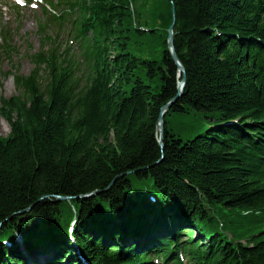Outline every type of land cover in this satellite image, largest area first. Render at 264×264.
I'll list each match as a JSON object with an SVG mask.
<instances>
[{
  "label": "trees",
  "instance_id": "1",
  "mask_svg": "<svg viewBox=\"0 0 264 264\" xmlns=\"http://www.w3.org/2000/svg\"><path fill=\"white\" fill-rule=\"evenodd\" d=\"M78 3L81 32L93 35L92 71L78 80L34 55L31 73L14 79L17 95L0 99L9 126L0 137V264H38L17 243L3 245L15 235L30 255L50 247L67 255L45 264H70L73 208L92 264H145L124 239L130 231L149 233L167 255L178 247L177 224L212 235L187 242L195 264H264V0ZM173 18L186 82L164 116L160 148V108L181 79L167 48Z\"/></svg>",
  "mask_w": 264,
  "mask_h": 264
},
{
  "label": "rangeland",
  "instance_id": "2",
  "mask_svg": "<svg viewBox=\"0 0 264 264\" xmlns=\"http://www.w3.org/2000/svg\"><path fill=\"white\" fill-rule=\"evenodd\" d=\"M10 16L16 21L21 22L22 27L19 31H13L12 44L15 46L16 55L8 61L2 59V68L4 72L19 73L21 75H28L31 70L28 55L34 53L38 49L39 38L35 22L40 19L39 13L23 11L18 15ZM15 27V25L13 26ZM28 45L31 47L29 48ZM0 98H9L16 93L12 78L1 77ZM9 134V126L0 117V137H7Z\"/></svg>",
  "mask_w": 264,
  "mask_h": 264
},
{
  "label": "water",
  "instance_id": "3",
  "mask_svg": "<svg viewBox=\"0 0 264 264\" xmlns=\"http://www.w3.org/2000/svg\"><path fill=\"white\" fill-rule=\"evenodd\" d=\"M174 24V21L171 25V27L168 29V37H167V45H168V50L171 54L172 60L175 63V66L178 70V77L181 76V81L178 83L177 86V90L178 93L177 95L169 102L167 103L165 106H163L160 110L159 116H158V122H157V129L159 131V144L162 147V143H163V137H164V125H163V115L164 113L177 101V99L179 98V96L182 93L185 81H186V76H185V70L184 67L182 66V64L179 62L176 53L174 51V46H173V33H172V26ZM129 173V172H128ZM127 173V174H128ZM99 192H95L92 196H96L98 195ZM59 200H63L65 198H58Z\"/></svg>",
  "mask_w": 264,
  "mask_h": 264
}]
</instances>
